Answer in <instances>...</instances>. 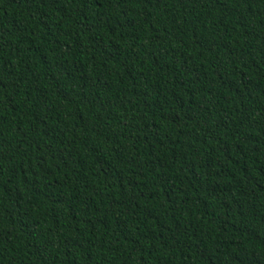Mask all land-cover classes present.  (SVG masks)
Returning a JSON list of instances; mask_svg holds the SVG:
<instances>
[{"label":"trees","instance_id":"trees-1","mask_svg":"<svg viewBox=\"0 0 264 264\" xmlns=\"http://www.w3.org/2000/svg\"><path fill=\"white\" fill-rule=\"evenodd\" d=\"M0 264H264V0H0Z\"/></svg>","mask_w":264,"mask_h":264}]
</instances>
